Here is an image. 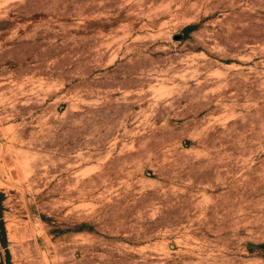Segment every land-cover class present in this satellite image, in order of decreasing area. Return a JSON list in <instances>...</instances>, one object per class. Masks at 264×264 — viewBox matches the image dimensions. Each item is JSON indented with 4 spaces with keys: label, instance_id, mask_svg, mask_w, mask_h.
<instances>
[{
    "label": "rangeland",
    "instance_id": "obj_1",
    "mask_svg": "<svg viewBox=\"0 0 264 264\" xmlns=\"http://www.w3.org/2000/svg\"><path fill=\"white\" fill-rule=\"evenodd\" d=\"M0 264H264V0H0Z\"/></svg>",
    "mask_w": 264,
    "mask_h": 264
},
{
    "label": "trees",
    "instance_id": "obj_2",
    "mask_svg": "<svg viewBox=\"0 0 264 264\" xmlns=\"http://www.w3.org/2000/svg\"><path fill=\"white\" fill-rule=\"evenodd\" d=\"M193 28H194L193 25H189V26H187V27L185 28V32L187 33V32H189V31H191ZM261 246H263V245H261Z\"/></svg>",
    "mask_w": 264,
    "mask_h": 264
}]
</instances>
